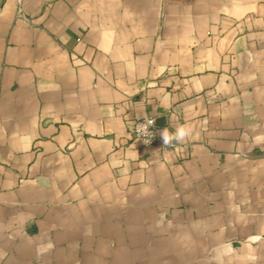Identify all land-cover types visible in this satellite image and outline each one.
I'll return each mask as SVG.
<instances>
[{
    "label": "crops",
    "instance_id": "crops-1",
    "mask_svg": "<svg viewBox=\"0 0 264 264\" xmlns=\"http://www.w3.org/2000/svg\"><path fill=\"white\" fill-rule=\"evenodd\" d=\"M217 254L264 264V0H6L0 264Z\"/></svg>",
    "mask_w": 264,
    "mask_h": 264
},
{
    "label": "clouds",
    "instance_id": "clouds-1",
    "mask_svg": "<svg viewBox=\"0 0 264 264\" xmlns=\"http://www.w3.org/2000/svg\"><path fill=\"white\" fill-rule=\"evenodd\" d=\"M154 124V120H147L146 124H141L137 126V132L138 134H140L141 136L146 135L148 132V127ZM193 135V129L191 127V125L185 123V124H181L176 126L175 130L170 132L168 130V128H164L161 133L160 136L162 138L163 141V145L164 146H170L171 144H173V142L179 144L182 142H185L188 138H190ZM149 141H147V143H149ZM54 245L49 243L48 244V248L51 249L53 248ZM230 247V245H229ZM218 264H219V254H217L216 257ZM251 259H255V257H251Z\"/></svg>",
    "mask_w": 264,
    "mask_h": 264
},
{
    "label": "built area",
    "instance_id": "built-area-1",
    "mask_svg": "<svg viewBox=\"0 0 264 264\" xmlns=\"http://www.w3.org/2000/svg\"><path fill=\"white\" fill-rule=\"evenodd\" d=\"M6 0H0V10L2 9V7L4 6ZM154 120V124L148 127V132L146 135L141 136L140 134H138L137 132V126L141 125V124H146L147 120ZM160 129L158 128V126L156 125V119L155 117H145L141 120H138L135 122L132 131H131V137L133 142L135 143H140L144 146H156L162 149H165L169 146H164L163 145V141L162 138L160 136ZM149 143H147V141H149ZM170 146H173V144H171Z\"/></svg>",
    "mask_w": 264,
    "mask_h": 264
}]
</instances>
